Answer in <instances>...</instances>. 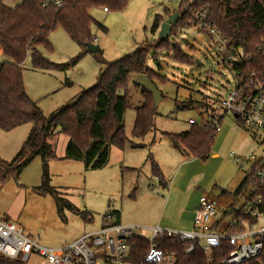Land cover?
I'll return each mask as SVG.
<instances>
[{"label":"rangeland","instance_id":"374dc122","mask_svg":"<svg viewBox=\"0 0 264 264\" xmlns=\"http://www.w3.org/2000/svg\"><path fill=\"white\" fill-rule=\"evenodd\" d=\"M21 1L4 0V4L14 8ZM182 2L131 0L119 12L92 9L91 16L107 28L105 33L96 25L92 26L93 42L100 47L106 61H116L138 45L158 40L160 30L155 34L151 32L155 16L163 15L165 9L170 15H180ZM201 18L200 13H195L188 24H181L182 27L175 29V35L178 34L171 37L184 53L195 57V65L177 63L167 56V52L156 54L158 61L148 60V65L168 82L162 84L154 80L161 91L162 101L155 116V131L144 139L132 136L135 109L143 103L141 87L135 84L136 75H132L128 83L127 94L132 108L125 113V132L130 142L143 144V147L133 148L127 143L122 150L112 146L109 164L96 171L86 170L82 162L50 161V186L61 193L62 204H57L50 195L36 191L43 173L42 160L36 157L18 177L12 176L1 183L0 219L22 227L39 245L55 249L98 231L103 218L116 211L121 213L125 225L186 231L191 229V211L202 194L217 200L221 210L246 207L248 197L256 187L251 182L240 187L252 169L251 156L261 155L258 140L264 136L262 133L243 126L227 113L210 157L205 161L184 160L162 134L189 130V120L201 125L213 121L212 111L214 114L215 109L217 114L223 112L219 102L227 99L235 86L234 74L218 54V43L201 32L204 26ZM49 39L53 50H44L43 53L52 63H68L81 53V48L61 27L51 32ZM192 46L197 50L192 51ZM239 55L242 56V52ZM102 67L92 53L84 55L75 67L65 71L34 70L27 60L23 74L25 89L48 116L76 98L82 90L93 86ZM30 128L31 125L26 124L10 132L0 130L2 160L10 162L15 157ZM67 142L68 138L62 134L54 139L58 156H64ZM152 158L165 178L166 188L152 173ZM237 159L240 160L238 163ZM224 191L230 195L224 196ZM72 209L87 212L90 220H85ZM139 232L151 235L148 230Z\"/></svg>","mask_w":264,"mask_h":264},{"label":"trees","instance_id":"16d2710c","mask_svg":"<svg viewBox=\"0 0 264 264\" xmlns=\"http://www.w3.org/2000/svg\"><path fill=\"white\" fill-rule=\"evenodd\" d=\"M131 0H64L60 9L44 8L43 0H22L19 5L9 8L0 0V47L3 57L0 60V130L10 132L18 127L30 124V132L20 150L10 161L0 158V183L10 177H18L36 157L42 160V182L36 191L50 195L57 204H62L61 193L50 186L48 164L52 160L82 162L86 170H102L109 164L110 149L112 146L124 149L127 143L133 148H141L143 144L132 143L126 135L124 117L132 102L127 94L128 83L132 75L146 74L155 83V79L166 84L168 79L160 77L149 65L148 60L158 61L159 52H167V56L180 64L193 66L196 63L194 56L184 53L176 41L175 29L181 24L187 25L191 16L200 13L204 26L202 33L215 42L208 27L215 29L225 40V51L218 54L224 59V64L231 72L247 69L253 61L260 57L258 46L264 41V0H183L180 5V20L171 26L170 36L138 45L130 54L113 62L102 57L100 50L95 56L103 67L100 70L96 83L82 90L76 98L68 101L50 115H44L37 101L27 94L23 74L24 64L30 60L34 70L65 71L75 67L86 53L87 46L94 44L92 26L96 25L103 32L107 28L96 22L90 11L96 8H106L107 12L124 10ZM185 5V8H184ZM189 10V11H188ZM170 16L169 10L164 14L156 15L151 32L157 33L165 17ZM57 27H61L70 39L80 48L81 53L68 63L55 64L49 61L43 51L53 50L50 34ZM192 51L197 49L192 46ZM170 52V53H169ZM242 52V62L225 63L226 58L233 53ZM160 54V53H159ZM158 54V55H159ZM251 57L247 61V57ZM143 103L137 107L132 136L144 139L150 132L155 131V116L157 108L150 93L141 87ZM211 113L213 120L217 117V110ZM224 116L218 119L221 126ZM237 121V120H236ZM238 122V121H237ZM239 123V122H238ZM219 130V129H218ZM213 121L201 125L190 124L189 130L179 133H162L171 144V147L181 153L187 160H207L218 134ZM58 134L68 138L63 157L55 152L54 139ZM152 173L166 188L168 185L156 164L151 159ZM251 182L256 188L254 195H261L262 209L264 210V190L258 186L254 176V167L247 175L243 185ZM225 195H230L223 192ZM253 195L248 197V201ZM85 220H90L89 214L72 209ZM103 218L102 226L117 225L120 212ZM141 252L147 249V242L140 240ZM204 258L198 262H204ZM189 264H197L189 261ZM0 264H5L0 261Z\"/></svg>","mask_w":264,"mask_h":264},{"label":"built area","instance_id":"2783aa9c","mask_svg":"<svg viewBox=\"0 0 264 264\" xmlns=\"http://www.w3.org/2000/svg\"><path fill=\"white\" fill-rule=\"evenodd\" d=\"M63 5L64 0L42 2L44 8L60 9ZM208 30L219 45L218 52H224L225 40L215 29L208 27ZM258 53L260 57L250 67L232 72L235 86L227 99L219 102L223 112L213 120L217 130L218 119L230 113L243 126L264 135V41L258 46ZM242 57L235 53L225 63H241ZM251 59L247 57V61ZM195 123L189 120V124ZM258 141L261 155H252L250 160L258 186L264 190V136ZM254 193L246 207L236 210H221L217 200L202 194L190 230L108 224L55 249L39 245L22 227L0 219V261L5 264H189L191 260L197 264H264L263 199ZM107 219L112 220V216L107 215ZM140 230H148L151 235H142ZM140 240L148 244L144 253ZM199 257L205 261L198 262Z\"/></svg>","mask_w":264,"mask_h":264},{"label":"water","instance_id":"95a60500","mask_svg":"<svg viewBox=\"0 0 264 264\" xmlns=\"http://www.w3.org/2000/svg\"><path fill=\"white\" fill-rule=\"evenodd\" d=\"M180 20V15L175 13L170 15L163 21L160 26V31L158 34V39H166L170 36L171 26L176 24ZM100 47L96 44H90L87 46L86 53L96 54L100 51ZM235 56V53H233ZM135 84L144 88L147 93H150L154 100L155 108L159 107L162 101L161 91L157 88L154 82H152L148 75L138 74L135 78Z\"/></svg>","mask_w":264,"mask_h":264},{"label":"crops","instance_id":"0c3cea01","mask_svg":"<svg viewBox=\"0 0 264 264\" xmlns=\"http://www.w3.org/2000/svg\"><path fill=\"white\" fill-rule=\"evenodd\" d=\"M159 30H160V29H159ZM88 54H89V53H88ZM2 57H3V55H2V49H1V47H0V60L2 59ZM57 156H58V155H57ZM58 157H63V156H58ZM184 160H187V159L184 158ZM61 162H62V161H61ZM63 162H68V161L66 160V161H63ZM72 162H73V161H72ZM0 188H2L1 183H0ZM225 192H227V191H225ZM227 193H229V192H227ZM224 196H228V195H225V194H224ZM197 204H198V202H197ZM197 204L194 206L193 210L191 211V214H192L191 227H192V222H193V219H194V212H195V209H196V207H197ZM219 204H220V203H219ZM220 206H221V204H220ZM119 222H120L121 224H123L122 221H121V213H120ZM124 225H125V224H124Z\"/></svg>","mask_w":264,"mask_h":264}]
</instances>
